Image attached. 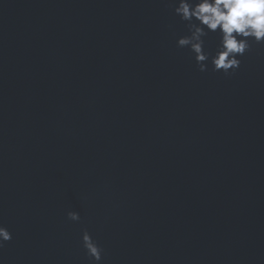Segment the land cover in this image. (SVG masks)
Instances as JSON below:
<instances>
[{"label": "water", "instance_id": "1", "mask_svg": "<svg viewBox=\"0 0 264 264\" xmlns=\"http://www.w3.org/2000/svg\"><path fill=\"white\" fill-rule=\"evenodd\" d=\"M173 3L0 0V264H92L85 229L101 264H264V45L201 72Z\"/></svg>", "mask_w": 264, "mask_h": 264}, {"label": "clouds", "instance_id": "2", "mask_svg": "<svg viewBox=\"0 0 264 264\" xmlns=\"http://www.w3.org/2000/svg\"><path fill=\"white\" fill-rule=\"evenodd\" d=\"M174 13L186 22L187 35L177 40V47L188 48L201 72L209 69L234 74L253 45H264V0H174ZM215 33L219 42L215 53L206 50L205 38ZM68 219L81 220L78 211H68ZM13 239V232L0 224V248ZM83 248L92 264H101L104 249L86 229Z\"/></svg>", "mask_w": 264, "mask_h": 264}]
</instances>
